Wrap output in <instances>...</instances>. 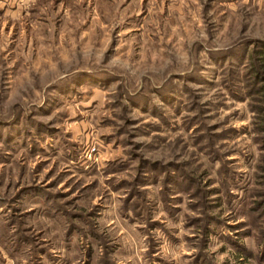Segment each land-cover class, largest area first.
I'll use <instances>...</instances> for the list:
<instances>
[{
	"label": "rangeland",
	"instance_id": "1",
	"mask_svg": "<svg viewBox=\"0 0 264 264\" xmlns=\"http://www.w3.org/2000/svg\"><path fill=\"white\" fill-rule=\"evenodd\" d=\"M264 264V0H0V264Z\"/></svg>",
	"mask_w": 264,
	"mask_h": 264
},
{
	"label": "crops",
	"instance_id": "2",
	"mask_svg": "<svg viewBox=\"0 0 264 264\" xmlns=\"http://www.w3.org/2000/svg\"><path fill=\"white\" fill-rule=\"evenodd\" d=\"M4 264H10V263H9V260H6V262H5Z\"/></svg>",
	"mask_w": 264,
	"mask_h": 264
}]
</instances>
